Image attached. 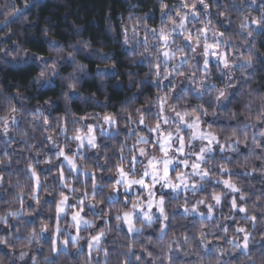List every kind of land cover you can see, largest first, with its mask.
<instances>
[{"label":"clouds","instance_id":"clouds-1","mask_svg":"<svg viewBox=\"0 0 264 264\" xmlns=\"http://www.w3.org/2000/svg\"><path fill=\"white\" fill-rule=\"evenodd\" d=\"M0 264H264V0H0Z\"/></svg>","mask_w":264,"mask_h":264}]
</instances>
